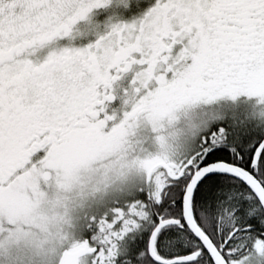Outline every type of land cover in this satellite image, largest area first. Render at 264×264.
I'll use <instances>...</instances> for the list:
<instances>
[{
    "label": "snow or ice",
    "instance_id": "1",
    "mask_svg": "<svg viewBox=\"0 0 264 264\" xmlns=\"http://www.w3.org/2000/svg\"><path fill=\"white\" fill-rule=\"evenodd\" d=\"M0 264H264V0H0Z\"/></svg>",
    "mask_w": 264,
    "mask_h": 264
}]
</instances>
